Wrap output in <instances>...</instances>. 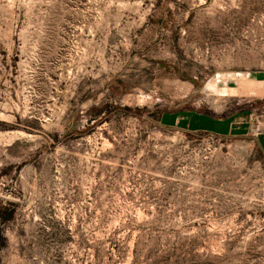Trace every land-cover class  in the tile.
I'll list each match as a JSON object with an SVG mask.
<instances>
[{
    "label": "rangeland",
    "instance_id": "1",
    "mask_svg": "<svg viewBox=\"0 0 264 264\" xmlns=\"http://www.w3.org/2000/svg\"><path fill=\"white\" fill-rule=\"evenodd\" d=\"M258 116L264 0H0V264H264Z\"/></svg>",
    "mask_w": 264,
    "mask_h": 264
},
{
    "label": "crops",
    "instance_id": "2",
    "mask_svg": "<svg viewBox=\"0 0 264 264\" xmlns=\"http://www.w3.org/2000/svg\"><path fill=\"white\" fill-rule=\"evenodd\" d=\"M245 113L227 114L223 117L200 111H174L163 113L159 123L165 128L189 133H208L220 137L244 136L251 125L243 118ZM260 151L264 154V132L256 135Z\"/></svg>",
    "mask_w": 264,
    "mask_h": 264
},
{
    "label": "trees",
    "instance_id": "3",
    "mask_svg": "<svg viewBox=\"0 0 264 264\" xmlns=\"http://www.w3.org/2000/svg\"><path fill=\"white\" fill-rule=\"evenodd\" d=\"M116 113H123L127 116H135L137 118L142 117V114L140 113V111L132 110L130 108H123V109L115 108L114 110L109 112V117L113 116ZM107 114H108V112H107ZM160 117H161V115H159V116L157 114L154 115V118L159 120V121H160ZM11 219H13V215L12 214H10L9 216L6 215V210H2L1 205H0V226H1V223H4L6 221H10Z\"/></svg>",
    "mask_w": 264,
    "mask_h": 264
},
{
    "label": "built area",
    "instance_id": "4",
    "mask_svg": "<svg viewBox=\"0 0 264 264\" xmlns=\"http://www.w3.org/2000/svg\"><path fill=\"white\" fill-rule=\"evenodd\" d=\"M255 123H256V126L253 129L254 136L259 135L264 132V116L255 117Z\"/></svg>",
    "mask_w": 264,
    "mask_h": 264
}]
</instances>
